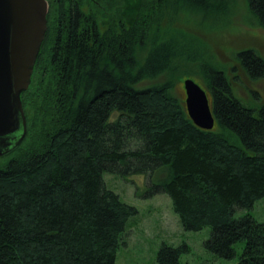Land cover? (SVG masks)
Instances as JSON below:
<instances>
[{
  "label": "trees",
  "instance_id": "1",
  "mask_svg": "<svg viewBox=\"0 0 264 264\" xmlns=\"http://www.w3.org/2000/svg\"><path fill=\"white\" fill-rule=\"evenodd\" d=\"M47 1L45 40L21 94L26 135L0 168V264H116L138 210L106 187L105 173L147 176L185 231L211 228L209 251L232 259L244 241L238 264H264V223L234 217L264 198V105L239 99L225 71L196 61L175 31L180 16L227 15L235 0H137L131 22L129 0ZM247 4L264 30V0ZM237 60L252 80L264 77L254 51ZM179 75L201 79L212 131L174 95ZM186 249L164 245L158 260L180 264Z\"/></svg>",
  "mask_w": 264,
  "mask_h": 264
},
{
  "label": "rangeland",
  "instance_id": "2",
  "mask_svg": "<svg viewBox=\"0 0 264 264\" xmlns=\"http://www.w3.org/2000/svg\"><path fill=\"white\" fill-rule=\"evenodd\" d=\"M136 1L128 2L130 8L126 12L127 22L135 17ZM175 31L182 32L187 37L181 39V44L184 50L198 57L196 61L204 59L208 66L225 71L239 99L254 108L264 105V77L252 80L237 60V56L244 51H254L264 60V30L252 19L247 0H235L227 15H182ZM181 69L186 71L190 67L187 68L182 63ZM189 78L204 89L198 77L177 76L173 93L184 104V81ZM19 148V145L13 149L0 146V168H4L16 157ZM104 182L124 203L138 210V214L128 223L125 244L118 250L116 264H162L158 260V254L164 245L187 247L181 255L180 264H238L240 261L245 248L244 241L235 245L236 256L232 259L219 257L209 251L205 244L210 239L211 228L206 227L198 232L185 231L172 209L169 196L164 193L151 195L153 183L147 176L122 178L105 173ZM246 214H251L258 222L264 223V198L256 202L252 209L237 210L234 217L238 219Z\"/></svg>",
  "mask_w": 264,
  "mask_h": 264
},
{
  "label": "water",
  "instance_id": "3",
  "mask_svg": "<svg viewBox=\"0 0 264 264\" xmlns=\"http://www.w3.org/2000/svg\"><path fill=\"white\" fill-rule=\"evenodd\" d=\"M48 12L47 0H0V146L8 149L20 145L26 135L21 94L31 85ZM184 88L190 119L198 128L212 131L215 118L207 91L190 78Z\"/></svg>",
  "mask_w": 264,
  "mask_h": 264
}]
</instances>
